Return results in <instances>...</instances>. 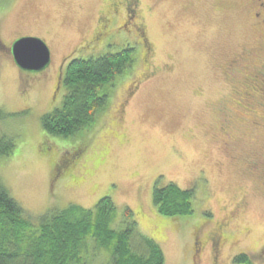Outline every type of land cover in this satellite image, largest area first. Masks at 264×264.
Returning a JSON list of instances; mask_svg holds the SVG:
<instances>
[{
	"label": "rangeland",
	"instance_id": "374dc122",
	"mask_svg": "<svg viewBox=\"0 0 264 264\" xmlns=\"http://www.w3.org/2000/svg\"><path fill=\"white\" fill-rule=\"evenodd\" d=\"M11 1L0 0V9ZM69 2L13 0L0 17L3 44L17 31H51L50 63L41 71H22L0 51V134L16 145L0 157V180L24 215L37 223L54 208H89L106 196L116 207L115 226L123 227L130 209L134 241L152 239L163 264H242L234 261L241 253L264 264V79H247L241 65L226 76L256 37L243 0H138L151 48L145 59L139 39L118 32L122 8L111 35L71 53L107 2ZM125 45L135 47L136 62L102 86L108 104L93 124L70 136L46 133L41 117L61 104L67 61ZM221 116L230 120L228 144L218 131ZM169 182L193 190L191 213L157 211L152 186ZM93 252L85 264L107 263L105 250Z\"/></svg>",
	"mask_w": 264,
	"mask_h": 264
},
{
	"label": "trees",
	"instance_id": "16d2710c",
	"mask_svg": "<svg viewBox=\"0 0 264 264\" xmlns=\"http://www.w3.org/2000/svg\"><path fill=\"white\" fill-rule=\"evenodd\" d=\"M136 62L135 47L125 45L115 53L71 58L65 64L61 86L66 92L61 104L41 117L43 130L52 135L70 136L91 126L98 109L108 104L109 93L102 86L127 73ZM15 141L0 134V157L9 156ZM192 189L169 182L155 185L153 203L166 216L192 211ZM116 207L109 197H101L92 207L69 204L44 213L33 223L23 213L0 180V264H85L94 251L105 250L106 264H163L161 248L152 239L138 237L133 212L122 214V228ZM94 249V250H92ZM234 261L252 264L249 256L238 254Z\"/></svg>",
	"mask_w": 264,
	"mask_h": 264
},
{
	"label": "flooded vegetation",
	"instance_id": "af4514ba",
	"mask_svg": "<svg viewBox=\"0 0 264 264\" xmlns=\"http://www.w3.org/2000/svg\"><path fill=\"white\" fill-rule=\"evenodd\" d=\"M63 1L65 2L67 7H70L69 0H63ZM12 2L13 0L8 5L6 3V5L0 9V17L1 15H4L6 13V11L10 8ZM106 2H107L106 9L104 10V12H102V7L100 5L98 7L96 6L98 10L94 17L95 25L90 33V36L87 39H85L82 43H80L77 48L73 49L71 53H76L79 49L84 48L89 43L97 42V40H100V38H103L106 35H111L114 32L113 30L111 31L112 28L111 25L115 24V22L119 20L120 17L119 11L122 8L123 18L121 21L122 22L121 26L123 25V28L118 32H122L123 30H125L127 31V33L138 38L144 50V53H142V57L145 59L146 53L149 52L151 48H150V43L145 37V31H144L145 25L141 23V20L138 15V8H137L138 0H106ZM242 6L245 8L246 10L245 13L247 14V16L251 19L250 26L252 30L255 32L256 37L253 42V46L249 47L248 49L244 48L241 52H239L241 55L238 54L239 56H237V58L234 59L233 64H231L228 67L230 70L226 71V76L229 77L230 79L234 78L235 77L234 71L236 66L241 65L242 69L241 68L239 69L241 71H244L245 73L244 75L247 79L253 80L252 77L259 78L261 76V79L263 80L264 79V0H243ZM23 13L25 14V12ZM64 14L65 12L62 14L60 13L61 17L64 16ZM3 31H4V25L0 22V39ZM50 32L51 31L48 28H43L41 30L37 29L34 31H23V30L17 31L13 35V38L10 40L9 44H3L0 40V51L5 50L7 53L10 54V57L13 60L11 54L12 43L20 37L31 36L42 39L48 46L51 54L52 46L49 43V40L47 39V36H49ZM253 57H256V61H257L256 66L252 65ZM18 69L20 68L18 67ZM246 86H247L246 84L242 85L243 88L245 87V91L246 88L248 87ZM57 87L58 86L56 84L54 90ZM248 93L249 92H246V94ZM218 131L219 134H221V138L223 136L226 137V140H224V144H228L233 140V134L230 131V120H228L226 117L221 116ZM156 179L157 177L154 178L151 185H153V182H155ZM155 185L157 184L155 183L154 186ZM194 244L196 245L195 251L199 252V247H200L199 240H196ZM216 249H217V243L214 246V250Z\"/></svg>",
	"mask_w": 264,
	"mask_h": 264
},
{
	"label": "water",
	"instance_id": "95a60500",
	"mask_svg": "<svg viewBox=\"0 0 264 264\" xmlns=\"http://www.w3.org/2000/svg\"><path fill=\"white\" fill-rule=\"evenodd\" d=\"M14 63L24 71H41L50 63V51L46 43L38 38L24 36L11 46Z\"/></svg>",
	"mask_w": 264,
	"mask_h": 264
}]
</instances>
